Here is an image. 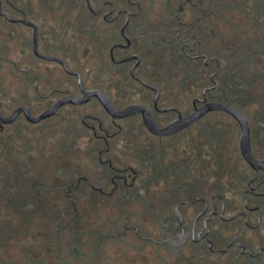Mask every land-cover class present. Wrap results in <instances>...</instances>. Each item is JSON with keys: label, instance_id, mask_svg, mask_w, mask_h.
Wrapping results in <instances>:
<instances>
[{"label": "flooded vegetation", "instance_id": "obj_1", "mask_svg": "<svg viewBox=\"0 0 264 264\" xmlns=\"http://www.w3.org/2000/svg\"><path fill=\"white\" fill-rule=\"evenodd\" d=\"M0 264H264V0H0Z\"/></svg>", "mask_w": 264, "mask_h": 264}, {"label": "water", "instance_id": "obj_2", "mask_svg": "<svg viewBox=\"0 0 264 264\" xmlns=\"http://www.w3.org/2000/svg\"><path fill=\"white\" fill-rule=\"evenodd\" d=\"M249 137V132L248 131H246L245 132V139H247ZM248 140V139H247ZM262 163V162H261Z\"/></svg>", "mask_w": 264, "mask_h": 264}]
</instances>
